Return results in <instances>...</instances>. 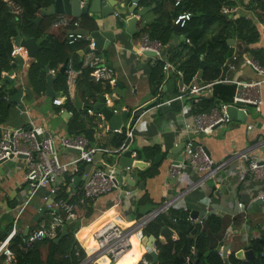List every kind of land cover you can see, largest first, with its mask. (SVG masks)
Instances as JSON below:
<instances>
[{
    "label": "crops",
    "instance_id": "obj_1",
    "mask_svg": "<svg viewBox=\"0 0 264 264\" xmlns=\"http://www.w3.org/2000/svg\"><path fill=\"white\" fill-rule=\"evenodd\" d=\"M12 1L22 5V0ZM142 1L143 0H139L138 8H150V11L140 18L137 24V31L139 26L157 20L160 15L155 12L158 6L156 2L147 5ZM246 2H248V0H245V3ZM4 4L9 5L4 0H0V5L4 6ZM131 5L132 3L128 1L125 2V12L126 10L128 11L129 7H132ZM9 6L12 11L11 5ZM169 6L170 0H166L165 10L169 8ZM41 8L42 7L39 8L36 18L40 16ZM3 11L4 10L0 11V21H2L0 22V33H2V29L5 26L15 23H18V26L20 25L18 15L21 13L16 15L12 11V17L10 18V16L6 14L7 12ZM223 13L226 15L229 14L234 19L239 17L251 19L257 26L258 38L253 43H242V47L239 40L235 38L228 40V44L233 48V52L223 63L220 77L212 81L219 82L215 83V85L201 96V98H192L196 103L202 98H209L214 103L216 102L218 104L221 102L232 103L233 96L236 92V84L232 81H255L260 77L245 63L244 58L254 57L261 63H264V24L241 3H237V5L233 7L224 6ZM58 15L61 14L54 15L55 18ZM117 15L118 13H115L101 21L98 28L102 31H112L114 35L112 40H106L107 42L105 44H108L109 41L107 48L95 50L94 53L98 55L102 59L103 64L111 70V76L103 80L109 82L112 88L110 93L107 92L103 94L111 99L108 105L111 106L115 112H122L123 110L129 112V117L123 120L120 127L123 132L119 134H125L129 127L137 120L135 134L132 141L129 143V149L132 150V153H137V156L133 157L134 159L146 160L148 165L143 169L131 168L128 170L126 167L119 169L117 180L120 188L129 190L131 192L130 195L126 196L123 192H120L119 189H115L95 201L88 202L89 204L86 205H81L78 202L81 184L79 186L72 185L74 178L76 176L81 177V173L74 174V169H72L64 176V184L61 185L58 195L63 193L64 196H62V198L69 199L75 205L78 214L83 210L82 215H78V219L72 220L71 223L74 222L73 224L75 226L73 236L77 244H79L84 251L85 245L91 246L93 244L92 240L89 238V234L92 228L99 222L107 219H115L122 225H130L142 215L156 209L166 197H170L177 192L185 190L198 179V175L192 170L187 171L178 180H172L169 175L170 164L184 157L185 142L188 137L193 138L196 143L203 145L206 153L215 160H222L233 152L242 150L252 144H255L254 151L257 154L264 155V83L261 85V97L263 99L262 112L257 111L255 107L249 108L247 106H239L238 109L241 111L238 114V118L232 119V122L229 124H220L208 134H188L184 126L186 116L183 114V109L184 106L188 104L192 112H194L191 99L175 100L171 104L164 103L178 94L181 81L180 75L176 71H165L163 69L165 78L159 90H156L151 84V70L158 58L153 52H140L139 50L142 35L146 33L136 35L137 31L134 34L128 31L126 22L133 14L127 12L126 15H120L122 20H124L123 27L118 25ZM67 16L76 18L80 21V24L82 18L85 17V15L79 18L72 15ZM86 17L90 18V20H95V14L91 12H89ZM36 18L33 19V23H35L34 20ZM44 18L40 20L43 21ZM41 21L39 23H41ZM39 23L35 24L39 26ZM83 29V26H81V30ZM18 31L26 37L24 33L25 30L18 29L17 32ZM60 31L61 29L50 26L47 33L57 35ZM215 31H217V29H215ZM90 32L92 31L87 30V33L90 34ZM213 33L214 30L209 32L202 39V42L206 39H211ZM32 36L41 46V50L43 48L41 43L42 40L35 37V35ZM15 37L12 39L13 49L16 46ZM183 37L184 39H182ZM187 37L188 35L182 33V29L180 32L174 30L172 39L168 43L163 44V57L171 61V50L180 49L181 43L184 41L187 42ZM230 40H233L232 44H230ZM244 49H248L249 51H245ZM81 51L85 50H80V54ZM86 52H84V55H81L84 57V60ZM18 55L21 56L23 63H16L15 58ZM234 56H238V59H234ZM183 58L184 56H182V59ZM37 59L38 58H29L25 50L20 51V53L15 56L12 55L11 51V58L9 60L10 68L3 70L0 75V93H2L0 97V135L5 128L28 127L32 124L43 126L51 133L59 136L74 134L76 132L71 130L70 125V120L74 112L69 108L70 106L66 105L71 103V106L76 107L75 92L77 91L78 97L82 102V109L89 110L91 108H88L87 105L97 102V97L95 100L87 99L88 95L84 93L81 88L77 87L78 82L71 95L67 91V98H64L62 93L57 91V85L55 83L57 73L61 72V68L65 62L56 68L51 67L49 63L46 64L44 74L46 81H37L36 78L32 76L34 70L33 66L37 62ZM66 62V70L74 68L72 62ZM179 62L180 60L173 61L172 63L174 65L177 63V66L175 65L177 70L184 76L182 70L178 68ZM204 69L205 67L202 69V66L199 69V71L203 70V75ZM52 70H54V73L51 72ZM66 70L61 73H66ZM199 71L196 76L198 80L203 78V75L199 76ZM48 74H52L54 77L52 89L55 92V96H49L47 94ZM225 79L229 80V82L224 81ZM117 84H120L121 87L117 86ZM67 88H69L68 85ZM115 90H117V92ZM58 98H60V101ZM248 109L250 113L246 114ZM87 114L90 118L96 117L100 120L98 127L95 128L93 130L94 132L91 134L92 138L87 136L85 131H80L89 138L90 145L93 147H104L112 151L117 150L118 148L113 145L114 133L117 132L110 130L108 124L101 116L95 115L94 113L91 114L88 111ZM239 117H244V119H240ZM249 125H251L252 128L249 129ZM58 149L59 157L62 162H68L76 157L77 152L74 150L65 151L63 149L61 150V148ZM111 155L112 154L109 153H103V155L99 156L95 161L98 164L106 161L110 163ZM80 168H87V165L81 162L77 166L78 170ZM26 169L27 162L25 157H13L0 164V230L7 231L9 223L14 222V217L17 214V206L29 191L25 181ZM237 180L238 179H234L225 184L223 183L220 185L221 188L216 186L213 180L205 181L204 185L199 188L187 191L181 201H179L177 206L173 209L183 211V213L186 214L187 231L191 237L193 236L194 240L197 238L198 227L202 229L207 228V220L203 223L199 222V215L204 213H214L217 215L222 221V233L220 232L219 236L210 237V246L215 245L223 258L225 248L228 249L227 256L229 257L230 253L234 251L237 252L241 249L247 250V244L250 243L251 240L260 238L264 234V203H249L251 198L257 194L256 189L261 187L264 188V184L254 186L249 181H246L245 184H238ZM254 187L255 189H253ZM250 193L253 194L251 195ZM47 196V189L40 190L31 204L25 209L26 211L22 214L19 220V226L24 229L23 237H26L33 230L37 229L43 222L47 223L51 221L54 216L58 214L66 217L62 211L48 207L50 201H45ZM14 202L17 204L13 205ZM239 202L244 203L246 206L250 204V206L246 208L245 211L239 212ZM194 211L198 214L196 218H192V212ZM168 212L169 211L163 214L167 213L166 216L168 220H170V224H164L162 230L165 227L169 228L167 235L170 240H167L161 235V230L158 237L155 236L156 242L153 246L156 248L158 241L167 243L180 239L177 225L180 223L179 220H181V218L178 216L175 217ZM67 220L68 219H66V221ZM190 224H192L191 228L189 227ZM229 228H232L233 231L228 235L227 231ZM62 231L63 227L58 232L57 238L61 235ZM55 239L47 238L38 240L30 250L37 244L39 258L45 261L49 253L48 242L49 240L55 241ZM62 240L55 243L58 244ZM223 241L225 244H222ZM150 242L153 243L150 239L145 240V242L143 240L141 244L134 241V245L125 261L130 263L138 258L133 264H142V258H146L150 261L149 264H151L153 256L147 257L148 251L153 247L149 246ZM187 256H185V261L183 260L182 262L183 264H188L186 259ZM26 264H32V262ZM100 264H106L105 260L102 262L101 259ZM107 264L112 263L107 260Z\"/></svg>",
    "mask_w": 264,
    "mask_h": 264
},
{
    "label": "built area",
    "instance_id": "obj_2",
    "mask_svg": "<svg viewBox=\"0 0 264 264\" xmlns=\"http://www.w3.org/2000/svg\"><path fill=\"white\" fill-rule=\"evenodd\" d=\"M12 7L14 14L18 15L22 11L20 4L12 0H4ZM181 0H176L178 5ZM134 4L138 6L139 0ZM192 13L183 11L179 13L173 20V25L181 29L184 28L191 20ZM53 28H59L66 31V40L68 44H73L81 40L89 41L90 50L86 52L84 60L85 66H90L93 70L90 72L91 77L96 81L106 80L111 76V70L103 64L102 59L96 55L94 43L89 33H82L80 21L67 15H58L52 22ZM264 34V27H263ZM187 43L190 39L186 38ZM140 52H153L157 58L162 61L165 71H176L180 75L179 92L176 96L168 99L166 104H171L175 100H184L192 98H201L209 91L215 83H202L195 77L190 83H187L184 76L177 70L176 66L162 55L163 44L153 39L147 34L142 35L140 44ZM25 50L22 46H15L12 55L19 54ZM26 51V50H25ZM238 59V56H234ZM244 61L249 65L260 77L255 81H232L236 84V92L233 96L232 103L221 102L214 106L208 112H192L190 106H184L183 114L186 116L184 122L185 130L190 133H211L217 125L229 124L232 118L228 114V107L237 103L252 104L255 109L262 112L263 99L261 97V85L264 83V63L254 57H246ZM68 92L71 95L77 84V76L81 70L69 68L66 70ZM54 73V70L51 71ZM229 82V80H224ZM111 99L106 96V103H110ZM89 113L93 114V110L89 109ZM190 118V120H189ZM137 120L125 132L126 138L123 145L117 150H110L104 147H93L90 145L88 137L82 133L59 136L51 133L45 127L40 125H30L28 127L5 128L0 135V164L10 158L24 156L27 162L25 173V181L28 186V193L17 206V214L14 217L13 227L7 236L0 242V257L5 256L7 264H13L15 261V252L10 248L12 240L23 233V228L19 226V220L25 209L31 204L34 197L42 189H47L48 196L45 201H50L49 208L62 211L66 217L60 214L54 216L49 222H43L37 229L33 230L26 237L22 236L21 242L18 244L20 251L27 253L30 248L38 241L43 239H55L58 232L66 224V219L77 220L78 213L75 205L69 200L58 198L61 185L64 184L63 178L74 169L77 174V166L83 162L90 165L89 170L82 172L80 193L78 202L81 205L89 204L100 198L101 196L119 189L126 196L130 195L129 190L120 188L117 180L119 171V159L123 153L129 149V143L135 134ZM248 128H252L251 125ZM122 133L121 128L114 130ZM261 143V142H260ZM264 143V142H263ZM255 144H252L242 150L235 151L222 160H215L209 156L204 146L198 144L193 138H189L185 142L184 157L181 160L173 161L170 164L169 175L171 179L178 180L187 171L192 170L198 175V179L181 192H177L165 200L156 209L148 212L130 225H122L115 219H107L99 222L92 228L89 238L93 244L84 246L86 256L78 264H100V260L106 258L110 263H116L120 258L124 257L133 247L134 240L142 243L146 237L147 227L161 214L173 209L181 201L187 191L195 190L204 185L205 181L213 180L216 186L221 188V184L228 181L238 179V184H245L246 181L255 185L264 184V155L257 154ZM77 152L76 157L68 162H62L59 157V149ZM98 152L115 154L116 158L111 159L110 163L103 162L98 164L94 157ZM132 157H136L137 153H132ZM130 170V167H126ZM255 189V187L253 188ZM257 194L251 198V203H264V188H258ZM251 195L253 193H250ZM250 204L244 205L239 202V212L245 211ZM214 213H204L199 215V222L203 223L208 217ZM233 229L229 228L227 234L232 233ZM158 253L156 247H152L148 251L149 256ZM197 248L191 246V253L187 256V263L190 264L196 257ZM222 254V253H221ZM142 264H149V260L142 258Z\"/></svg>",
    "mask_w": 264,
    "mask_h": 264
},
{
    "label": "trees",
    "instance_id": "obj_3",
    "mask_svg": "<svg viewBox=\"0 0 264 264\" xmlns=\"http://www.w3.org/2000/svg\"><path fill=\"white\" fill-rule=\"evenodd\" d=\"M142 2L147 5L156 2L158 6L155 12L160 15L157 20L139 26L136 35L146 33L151 38L159 40L162 44H166L172 39L174 34V18L183 11H190L192 13L191 20L182 28V33L188 35L190 43L184 41L181 43L180 49L171 50L172 52L170 53V60L172 62L180 60L178 68L184 73L187 83H190L197 76V72L202 65H204L205 71L203 78L198 81L208 83L220 77L223 63L233 52V48L228 44L229 39L235 38L239 40L242 47V43H253L258 38L257 26L251 19L246 17L234 19L229 14L226 15L223 13L224 6L233 7L237 3H241L264 24V0H248L246 3L245 0H181L178 5H175L176 0H170V6L166 10V0H143ZM50 3V0H22V11L18 15L20 25L18 26V23H15L3 27L2 33H0V75L3 70L10 68L9 60L13 49L12 39L16 36L17 30L21 29L25 30L24 33L26 36L33 37L32 35H35V37L42 40L43 48L40 50L37 62L33 66L34 70L32 74L37 81H46L44 77L46 64L49 63L51 67L56 68L60 64L69 61L72 62V66L75 69L81 70L78 76L77 87L81 88L88 95L87 99L95 100L99 94L110 93L112 88L109 82L103 80L96 82L90 75L93 68L84 65V57L81 56L80 50H86L89 46V41L81 40L73 44H68L66 31L63 29L57 35L47 33L55 16L44 18L39 23V26L33 23V19L36 18L39 8L48 7ZM1 10L6 11V14L10 18L12 17V11L9 5H0ZM81 26L89 31H94L97 28L95 21L90 20L86 15L81 20ZM213 30L214 33L211 39H206L202 42V39ZM244 50L249 51L248 49ZM182 56H184L183 59ZM164 78L163 63L158 59L151 70L152 86L156 90H159ZM55 83L57 85V91L62 93L64 98H67V74L58 72ZM1 95L2 93H0V97ZM58 100L60 101V98ZM191 102L194 112H208L218 104L209 98H202L197 103L191 99ZM70 104L66 106H70L69 108L74 112L70 120L71 130L76 132L74 134H83L80 131H85V134L92 138L91 134L98 127L100 120L96 117L90 118L87 114L88 110L77 109ZM88 105L87 107L89 108ZM125 138V134L114 133L113 145L116 148H120ZM84 170L85 168H80L77 173L82 174ZM62 196H64L63 193L59 194L58 198H62ZM173 209H170L168 213L181 218L179 220L180 223L177 225L180 239L167 243L158 241L156 264H183L182 262L185 256L190 254L193 244L197 248V256L193 258L191 264H227L220 255L219 249L215 245L210 246V237L219 236L220 232L222 233L221 219L215 214L210 215L207 220V228L202 229L198 227L197 238L194 240L193 236L191 237L187 231L186 214L183 211ZM82 213L83 210L78 215L80 216ZM166 214L158 216L147 227L146 232L158 237L164 224H170V220H168ZM73 223H69L68 234L60 243L56 244L54 240H49V253L45 261L39 258L37 244L27 253L20 251L18 244L21 242L24 233L18 234L10 245V248L16 255L13 264H26L28 262H32V264H78L84 259L86 252L77 244L73 236L75 232ZM12 224L9 223L7 226L8 232L11 231ZM222 244H225V242L223 241ZM246 249H252L256 256L248 260L245 264H264V234L260 238L251 240L247 244ZM147 257L150 256L148 255ZM228 259L229 264H244V261L236 256L235 251L230 253ZM105 263L107 264L106 259ZM0 264H7L5 262V256L0 257Z\"/></svg>",
    "mask_w": 264,
    "mask_h": 264
},
{
    "label": "water",
    "instance_id": "obj_4",
    "mask_svg": "<svg viewBox=\"0 0 264 264\" xmlns=\"http://www.w3.org/2000/svg\"><path fill=\"white\" fill-rule=\"evenodd\" d=\"M51 4L48 6V8H41L40 9V16H38L34 22L39 23L44 17H50L54 16L56 14H66V15H72L75 17H82L83 15H88L89 12L95 14V23L97 25V29L90 32V35L93 39L94 43V49L95 50H103L107 48V45L105 44L107 39L112 40L113 39V32L112 31H102L100 28V23L102 20L106 19L108 16L113 15L115 13H118L117 21L118 25L120 27L124 26V20L121 18V14L126 15V13L133 14L127 19V26L128 31L131 34H134L137 31V24L148 11H150V8H138L136 4H134L137 0H50ZM128 1L132 3V7H129L128 11L125 12V2ZM175 31L180 32L181 28L178 26H174L173 28ZM82 33H87V30H80ZM184 39V37L182 38ZM233 43V40H230V44ZM15 45L16 46H22L26 52L27 56L29 58L36 59L38 56V52L41 48V46L38 44L36 39L31 36L24 37L20 31L17 32V35L15 37ZM90 47L88 46L85 51H81V55H84V52L89 51ZM155 55V53H153ZM16 63H23V60L20 55L16 56L15 58ZM67 67V62L64 63V65L61 68V72H65ZM204 65H202L203 69ZM203 75V70L199 71V76ZM54 80V77L52 74H48V89L47 94L49 96H55V92L52 89V82ZM117 86H120V84H117ZM117 92V90H115ZM75 105L78 109H82V102L80 101L78 97L77 91L75 92ZM89 108L93 110V113L95 115H99L102 117V119L108 124V128L110 130H116L119 129L122 125L123 120H126L129 117V112L127 110H123L122 112H115V110L109 106L106 103V96L103 94L97 95V102L92 103L88 105ZM239 106H247L249 108L254 107L252 104H244V103H237L236 105H230L228 107V114L232 119L238 118V114L241 110L238 109ZM250 110L248 109L246 114H249ZM244 114V113H243ZM240 119H244V117H239ZM219 126V125H217ZM216 126V127H217ZM102 152H98L95 154L94 159L97 160L99 156H102ZM24 157V156H20ZM116 155L112 154L111 159H115ZM148 162L146 160H140V159H134L132 157V150L128 149L126 150L123 155L119 159V169H123L124 167H130V168H139L143 169ZM90 165H87L86 170H89ZM83 181V177L76 176L74 178V181L72 185L79 186L81 182ZM17 204L14 202L13 205ZM197 212H192V218L197 217ZM72 220L68 219L66 221V224L63 226V231L61 235L55 239V242H59L68 234L67 227L68 224L71 223ZM189 227H192V224L189 225ZM167 231H169L168 227L163 228L161 235L166 238L167 240L169 236L167 235ZM8 234V231L6 230H0V240H3ZM150 241H153V243H149V246H153L156 242V237L153 235H150L149 233H146V237L144 239ZM227 248L224 249V261L225 263L229 264V259L227 256ZM236 256L244 261V264L253 258H255V253L252 249L244 250L241 249L236 252ZM153 260L151 264H156L157 262V254L153 255Z\"/></svg>",
    "mask_w": 264,
    "mask_h": 264
},
{
    "label": "bare ground",
    "instance_id": "obj_5",
    "mask_svg": "<svg viewBox=\"0 0 264 264\" xmlns=\"http://www.w3.org/2000/svg\"><path fill=\"white\" fill-rule=\"evenodd\" d=\"M135 241V240H134ZM93 243V242H92ZM130 252V251H129ZM128 252V253H129ZM128 253L124 256V257H122V258H120L116 263L117 264H133L137 259H135V260H133L132 262H130V263H127L125 260H126V257H127V255H128ZM104 258L102 259V262H104Z\"/></svg>",
    "mask_w": 264,
    "mask_h": 264
},
{
    "label": "clouds",
    "instance_id": "obj_6",
    "mask_svg": "<svg viewBox=\"0 0 264 264\" xmlns=\"http://www.w3.org/2000/svg\"><path fill=\"white\" fill-rule=\"evenodd\" d=\"M0 241H2V240H0Z\"/></svg>",
    "mask_w": 264,
    "mask_h": 264
}]
</instances>
